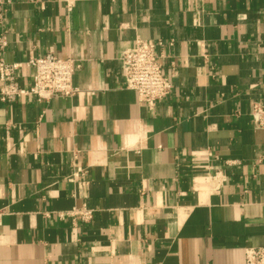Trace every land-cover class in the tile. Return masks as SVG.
Returning a JSON list of instances; mask_svg holds the SVG:
<instances>
[{
    "label": "crops",
    "instance_id": "0c3cea01",
    "mask_svg": "<svg viewBox=\"0 0 264 264\" xmlns=\"http://www.w3.org/2000/svg\"><path fill=\"white\" fill-rule=\"evenodd\" d=\"M138 39L173 84L150 107L120 68ZM48 54L79 64L72 97L0 101V264H244L264 247V0H0L21 87Z\"/></svg>",
    "mask_w": 264,
    "mask_h": 264
},
{
    "label": "built area",
    "instance_id": "2783aa9c",
    "mask_svg": "<svg viewBox=\"0 0 264 264\" xmlns=\"http://www.w3.org/2000/svg\"><path fill=\"white\" fill-rule=\"evenodd\" d=\"M159 44L138 39L129 49L119 55L120 68L125 78V86L132 90L139 102L150 107L166 98L172 91V81L165 75L164 68L156 56ZM26 66L32 70V82L28 87L19 85L18 72L23 63H7L0 58V101L11 104L21 97L31 96L38 102H49L55 97H72L76 92L73 85V73L79 64L72 59H62L53 55L30 59ZM250 116L256 128L264 130V106L255 102L251 105ZM72 176L76 190L87 187L88 182L82 177L85 171L76 168ZM217 184L218 176L213 175ZM79 213V214H78ZM80 215L87 220L90 211L74 210L72 215ZM244 264H264V247H248L244 251Z\"/></svg>",
    "mask_w": 264,
    "mask_h": 264
}]
</instances>
